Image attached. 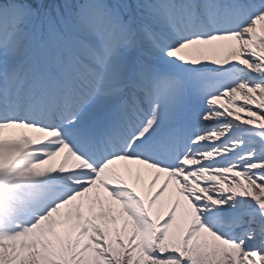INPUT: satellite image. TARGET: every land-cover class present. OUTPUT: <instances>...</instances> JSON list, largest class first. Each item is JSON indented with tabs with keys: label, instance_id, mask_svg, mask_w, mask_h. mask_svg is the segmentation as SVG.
Masks as SVG:
<instances>
[{
	"label": "snow or ice",
	"instance_id": "6c2138e0",
	"mask_svg": "<svg viewBox=\"0 0 264 264\" xmlns=\"http://www.w3.org/2000/svg\"><path fill=\"white\" fill-rule=\"evenodd\" d=\"M0 264H264V0H0Z\"/></svg>",
	"mask_w": 264,
	"mask_h": 264
},
{
	"label": "rangeland",
	"instance_id": "374dc122",
	"mask_svg": "<svg viewBox=\"0 0 264 264\" xmlns=\"http://www.w3.org/2000/svg\"><path fill=\"white\" fill-rule=\"evenodd\" d=\"M7 135V134H6ZM144 171H145V173L143 174V176H150V173L147 171V170H145L144 169ZM142 175H141V182H140V184L138 185V187H140V188H145L146 187V184H147V182L150 180V179H146V178H144ZM163 178V177H162ZM161 178V179H162ZM159 183V182H158Z\"/></svg>",
	"mask_w": 264,
	"mask_h": 264
},
{
	"label": "bare ground",
	"instance_id": "6f19581e",
	"mask_svg": "<svg viewBox=\"0 0 264 264\" xmlns=\"http://www.w3.org/2000/svg\"><path fill=\"white\" fill-rule=\"evenodd\" d=\"M138 171L141 173H145L144 169L142 167L138 168Z\"/></svg>",
	"mask_w": 264,
	"mask_h": 264
}]
</instances>
